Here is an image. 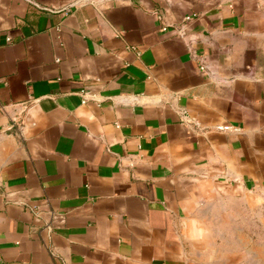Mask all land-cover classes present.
<instances>
[{"label":"crops","instance_id":"0c3cea01","mask_svg":"<svg viewBox=\"0 0 264 264\" xmlns=\"http://www.w3.org/2000/svg\"><path fill=\"white\" fill-rule=\"evenodd\" d=\"M218 195L264 215V0H0V264H201Z\"/></svg>","mask_w":264,"mask_h":264},{"label":"rangeland","instance_id":"374dc122","mask_svg":"<svg viewBox=\"0 0 264 264\" xmlns=\"http://www.w3.org/2000/svg\"><path fill=\"white\" fill-rule=\"evenodd\" d=\"M239 196H216L190 220V249L201 264H264V215Z\"/></svg>","mask_w":264,"mask_h":264},{"label":"built area","instance_id":"2783aa9c","mask_svg":"<svg viewBox=\"0 0 264 264\" xmlns=\"http://www.w3.org/2000/svg\"><path fill=\"white\" fill-rule=\"evenodd\" d=\"M158 17H160V16H158ZM162 29L163 30H166L167 29V26H162ZM181 35H184V33H181ZM200 63H201L200 69L202 71H206L207 70V65L205 64L204 60H200ZM220 129H223V127H220Z\"/></svg>","mask_w":264,"mask_h":264}]
</instances>
